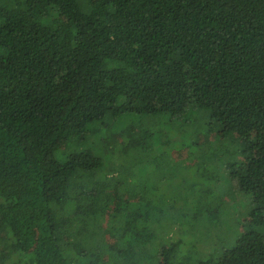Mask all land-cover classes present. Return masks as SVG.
I'll return each mask as SVG.
<instances>
[{"label":"trees","instance_id":"1","mask_svg":"<svg viewBox=\"0 0 264 264\" xmlns=\"http://www.w3.org/2000/svg\"><path fill=\"white\" fill-rule=\"evenodd\" d=\"M190 113L252 154L227 167L248 229L195 264H264V0H0V264H190L123 125Z\"/></svg>","mask_w":264,"mask_h":264},{"label":"rangeland","instance_id":"2","mask_svg":"<svg viewBox=\"0 0 264 264\" xmlns=\"http://www.w3.org/2000/svg\"><path fill=\"white\" fill-rule=\"evenodd\" d=\"M123 125L151 130L146 156L148 159L159 156L155 164H148L145 175L147 186L153 187L149 193L152 205L163 211L160 223L165 229H157L159 246L165 249L182 238L177 257L188 256L190 264H195L208 256L211 245L220 244H216L217 250L231 245L230 241L238 235L225 231V226L232 228L239 223L240 233L248 229L250 203L235 195V182L227 167L229 163L246 161L252 154L237 155L243 147L235 135L222 140L219 126H210L203 114L196 113L172 120L165 116L131 115ZM138 177L142 175H137L132 182L138 183ZM199 197L207 209L198 212L195 208L194 213V206L188 203ZM193 214L199 215L197 222L189 219ZM183 216L187 218L174 227L172 223ZM104 242L111 241L104 237ZM160 263L161 259H156L155 264Z\"/></svg>","mask_w":264,"mask_h":264}]
</instances>
